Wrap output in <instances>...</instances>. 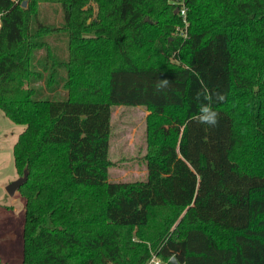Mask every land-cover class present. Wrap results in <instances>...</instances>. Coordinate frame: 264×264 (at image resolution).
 Here are the masks:
<instances>
[{
  "label": "trees",
  "instance_id": "obj_1",
  "mask_svg": "<svg viewBox=\"0 0 264 264\" xmlns=\"http://www.w3.org/2000/svg\"><path fill=\"white\" fill-rule=\"evenodd\" d=\"M23 1L0 0V108L25 125L24 264H264V0H186L187 36L172 0ZM119 105L149 111L145 179H111Z\"/></svg>",
  "mask_w": 264,
  "mask_h": 264
},
{
  "label": "rangeland",
  "instance_id": "obj_2",
  "mask_svg": "<svg viewBox=\"0 0 264 264\" xmlns=\"http://www.w3.org/2000/svg\"><path fill=\"white\" fill-rule=\"evenodd\" d=\"M45 16L49 21L59 22L62 10L56 4H45ZM52 41L59 48V52H62L65 48L63 37ZM148 114L149 111L143 106L114 107L109 150V156L113 161L110 168L112 180L131 181L147 177L144 155L147 151ZM24 128V124L15 123L0 108V257L6 264H24L25 198L19 191L10 195L6 189L11 181L20 176L15 166L13 149Z\"/></svg>",
  "mask_w": 264,
  "mask_h": 264
},
{
  "label": "clouds",
  "instance_id": "obj_3",
  "mask_svg": "<svg viewBox=\"0 0 264 264\" xmlns=\"http://www.w3.org/2000/svg\"><path fill=\"white\" fill-rule=\"evenodd\" d=\"M163 75V74H161ZM171 84V81L166 77L163 79H158L155 84V89L157 92H161L167 89ZM203 98L205 103H200L197 116L192 119L201 125H208L209 127H215L219 123V113L213 108L214 103L224 102L226 99L225 94L218 91L209 90L206 85H202L201 89L197 90L195 99L200 101ZM156 264H162V262L157 259Z\"/></svg>",
  "mask_w": 264,
  "mask_h": 264
},
{
  "label": "built area",
  "instance_id": "obj_4",
  "mask_svg": "<svg viewBox=\"0 0 264 264\" xmlns=\"http://www.w3.org/2000/svg\"><path fill=\"white\" fill-rule=\"evenodd\" d=\"M176 4V8H178V13L181 16L182 23L177 25L176 31L181 36H187L188 35V27H189V19H188V6L186 0H172ZM160 258H157L153 256L150 260V262H153L156 264V260ZM163 264V261H161Z\"/></svg>",
  "mask_w": 264,
  "mask_h": 264
},
{
  "label": "water",
  "instance_id": "obj_5",
  "mask_svg": "<svg viewBox=\"0 0 264 264\" xmlns=\"http://www.w3.org/2000/svg\"><path fill=\"white\" fill-rule=\"evenodd\" d=\"M27 0L23 1V6H26ZM175 12H178V8L175 9ZM29 170L25 168L24 173L20 175L18 178L11 181L7 186L6 189L10 195H14L16 191L20 189V187L27 181L28 179ZM171 264H180L176 257H172L170 259Z\"/></svg>",
  "mask_w": 264,
  "mask_h": 264
},
{
  "label": "crops",
  "instance_id": "obj_6",
  "mask_svg": "<svg viewBox=\"0 0 264 264\" xmlns=\"http://www.w3.org/2000/svg\"><path fill=\"white\" fill-rule=\"evenodd\" d=\"M16 192H17V191H16ZM16 192H15V193H16Z\"/></svg>",
  "mask_w": 264,
  "mask_h": 264
}]
</instances>
